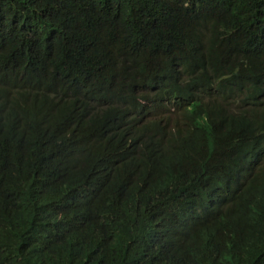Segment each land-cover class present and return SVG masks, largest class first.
<instances>
[{
  "label": "trees",
  "instance_id": "trees-1",
  "mask_svg": "<svg viewBox=\"0 0 264 264\" xmlns=\"http://www.w3.org/2000/svg\"><path fill=\"white\" fill-rule=\"evenodd\" d=\"M215 160L240 167V204L196 180ZM90 172L170 231L264 264V0H0V264H99L63 236L76 181L102 216Z\"/></svg>",
  "mask_w": 264,
  "mask_h": 264
},
{
  "label": "clouds",
  "instance_id": "clouds-1",
  "mask_svg": "<svg viewBox=\"0 0 264 264\" xmlns=\"http://www.w3.org/2000/svg\"><path fill=\"white\" fill-rule=\"evenodd\" d=\"M61 160L62 163L53 165L56 172L64 170L62 164H66V160ZM196 180L212 192L226 190L234 184L236 201L240 204L244 200L243 191L239 189L242 172L236 163L215 160L205 164ZM164 186L167 190L173 189V179L164 182ZM121 189L120 183L112 181L104 172L85 174L82 186L84 196H90L102 211L101 218H116L124 227L119 237L105 229L101 218L82 211L79 181L67 186L60 198L63 204L81 212L63 236L73 240L86 262L97 255L99 264H183L190 257L199 258L203 264H242L231 250L221 245L193 240L180 229L170 231L167 222L158 218L147 202L135 195L123 194ZM208 208L214 214L215 205L209 204Z\"/></svg>",
  "mask_w": 264,
  "mask_h": 264
}]
</instances>
